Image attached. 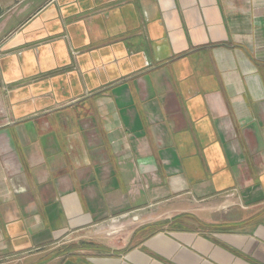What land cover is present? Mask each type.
Segmentation results:
<instances>
[{"label": "crops", "instance_id": "crops-1", "mask_svg": "<svg viewBox=\"0 0 264 264\" xmlns=\"http://www.w3.org/2000/svg\"><path fill=\"white\" fill-rule=\"evenodd\" d=\"M1 100L0 264H264V0H0Z\"/></svg>", "mask_w": 264, "mask_h": 264}, {"label": "rangeland", "instance_id": "rangeland-1", "mask_svg": "<svg viewBox=\"0 0 264 264\" xmlns=\"http://www.w3.org/2000/svg\"><path fill=\"white\" fill-rule=\"evenodd\" d=\"M2 99H4V97H1ZM3 100H1V103H0V107H2L4 109V112H7L6 108H5V105L3 104ZM0 119H5V114L4 113H0ZM139 220L137 221H134L133 220V215H128L126 218L124 219H121L120 222H110V223H107L106 226H105V232L102 233V234H93L91 235L90 239H92L93 241H97L99 243H102V242H105V243H116V245H125L128 241V237L130 235V233L138 228L139 226H142L144 225L145 223L147 224L149 221V219L153 216V214H150V213H146V211H142L140 214H139ZM162 221H164V219H161ZM161 220H156V221H161ZM133 222H136V223H139V224H136V225H129ZM121 226V225H126L124 226L122 229H119L118 231H110L109 227L111 226ZM108 230V232H107ZM96 231V230H95ZM109 235H108V234Z\"/></svg>", "mask_w": 264, "mask_h": 264}, {"label": "built area", "instance_id": "built-area-1", "mask_svg": "<svg viewBox=\"0 0 264 264\" xmlns=\"http://www.w3.org/2000/svg\"><path fill=\"white\" fill-rule=\"evenodd\" d=\"M1 112L5 114V119L7 122H9L10 121L9 115L7 114V112H4V109L2 107H0V113Z\"/></svg>", "mask_w": 264, "mask_h": 264}]
</instances>
